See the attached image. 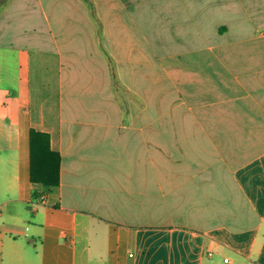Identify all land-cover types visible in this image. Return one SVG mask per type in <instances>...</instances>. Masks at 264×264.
<instances>
[{
    "label": "crops",
    "instance_id": "obj_1",
    "mask_svg": "<svg viewBox=\"0 0 264 264\" xmlns=\"http://www.w3.org/2000/svg\"><path fill=\"white\" fill-rule=\"evenodd\" d=\"M19 1L0 16V264H264V130L117 109L94 32L61 0ZM31 129L57 186L30 180Z\"/></svg>",
    "mask_w": 264,
    "mask_h": 264
},
{
    "label": "rangeland",
    "instance_id": "obj_2",
    "mask_svg": "<svg viewBox=\"0 0 264 264\" xmlns=\"http://www.w3.org/2000/svg\"><path fill=\"white\" fill-rule=\"evenodd\" d=\"M61 1L109 56L117 109L174 112L180 126L264 130V0ZM10 3L0 0V16ZM104 32L115 37V55L106 54ZM241 101L259 119H238Z\"/></svg>",
    "mask_w": 264,
    "mask_h": 264
},
{
    "label": "trees",
    "instance_id": "obj_3",
    "mask_svg": "<svg viewBox=\"0 0 264 264\" xmlns=\"http://www.w3.org/2000/svg\"><path fill=\"white\" fill-rule=\"evenodd\" d=\"M90 4V0H84ZM29 175L33 183L44 186L59 184L60 154L52 150L46 132L31 129L29 132Z\"/></svg>",
    "mask_w": 264,
    "mask_h": 264
},
{
    "label": "built area",
    "instance_id": "obj_4",
    "mask_svg": "<svg viewBox=\"0 0 264 264\" xmlns=\"http://www.w3.org/2000/svg\"><path fill=\"white\" fill-rule=\"evenodd\" d=\"M224 261H225V262H227V261H228V258H227V257H226V258H224Z\"/></svg>",
    "mask_w": 264,
    "mask_h": 264
}]
</instances>
